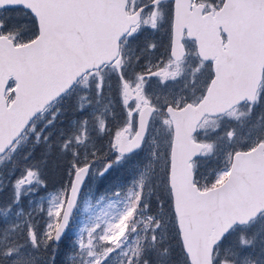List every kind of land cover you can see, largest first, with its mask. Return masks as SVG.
<instances>
[{"label": "snow or ice", "instance_id": "obj_1", "mask_svg": "<svg viewBox=\"0 0 264 264\" xmlns=\"http://www.w3.org/2000/svg\"><path fill=\"white\" fill-rule=\"evenodd\" d=\"M0 264H264V0H0Z\"/></svg>", "mask_w": 264, "mask_h": 264}, {"label": "rangeland", "instance_id": "obj_2", "mask_svg": "<svg viewBox=\"0 0 264 264\" xmlns=\"http://www.w3.org/2000/svg\"><path fill=\"white\" fill-rule=\"evenodd\" d=\"M47 176H48V182L50 185L49 190L54 191L55 188L59 186V183L61 182V179H62V165L60 167H58L55 162L50 163L49 169L47 172ZM115 176L116 177H122L123 173L117 172L115 174ZM118 182H119L118 180H116L115 178H112L108 181H105L102 187L111 188ZM97 185L94 186L95 189H96ZM96 191H97V189H96ZM97 194H99V193H97ZM94 202L95 201H93V203ZM85 215H87V214L83 212V204H81L80 211L77 213V220L74 221V225H73L74 230H75V225H77L80 222V220H82L84 218Z\"/></svg>", "mask_w": 264, "mask_h": 264}, {"label": "trees", "instance_id": "obj_3", "mask_svg": "<svg viewBox=\"0 0 264 264\" xmlns=\"http://www.w3.org/2000/svg\"><path fill=\"white\" fill-rule=\"evenodd\" d=\"M96 189H97V193H100V192H103L105 189H110V188H104V187H102V186H100L98 184L97 187H96Z\"/></svg>", "mask_w": 264, "mask_h": 264}]
</instances>
